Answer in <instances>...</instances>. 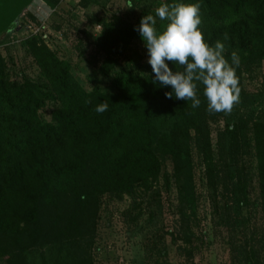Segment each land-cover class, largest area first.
Returning a JSON list of instances; mask_svg holds the SVG:
<instances>
[{
    "label": "trees",
    "instance_id": "1",
    "mask_svg": "<svg viewBox=\"0 0 264 264\" xmlns=\"http://www.w3.org/2000/svg\"><path fill=\"white\" fill-rule=\"evenodd\" d=\"M173 3L200 5L204 39L210 46L222 42L229 64L232 53L237 54L239 66H232L238 81L264 60V0H160L161 5ZM103 27L106 52L129 37L118 18ZM27 47L48 85L4 81L0 87V235L13 249L35 244L36 235L40 242L51 229L56 233L46 224L49 219L58 237L70 231L80 234L83 229L69 223L84 221L79 209L88 198L107 192L121 197L136 186L149 189L166 166L175 179L186 176L193 166V146L204 165L216 223L234 229L239 219L245 224L243 217L259 208L264 234L263 119H252L248 127L237 121L221 128L218 117L223 115L207 112L202 83L195 82L201 105L193 109L191 100L166 97L172 87L153 83L155 74L148 64H133L131 78L116 92H86L71 75L68 61L33 37ZM167 63L174 72L183 71ZM47 102L59 105L52 115L54 124L39 119L38 110ZM101 102H107L108 109L97 113ZM253 175L258 183L254 197ZM182 214L188 222L189 216ZM183 234L189 240L186 228ZM241 255L246 264L258 259L254 249L244 247Z\"/></svg>",
    "mask_w": 264,
    "mask_h": 264
},
{
    "label": "rangeland",
    "instance_id": "2",
    "mask_svg": "<svg viewBox=\"0 0 264 264\" xmlns=\"http://www.w3.org/2000/svg\"><path fill=\"white\" fill-rule=\"evenodd\" d=\"M159 6L160 0H30L11 28L0 34V87L4 81L48 85L27 47V40L33 37L70 63L71 75L86 92L118 91L131 78L133 64L151 66L135 28L142 17L151 14L157 31H163L168 21L156 16ZM115 18L129 37L114 42L106 52L102 48L103 23ZM239 87V103L231 113L221 112L223 116L218 117L221 128L224 123L245 121L248 127L252 119L264 120V60L240 76ZM58 108L57 103L47 102L38 110L39 119L54 124L52 115ZM192 153L193 166L186 176L175 179L166 166L149 189L136 186L121 197L107 192L88 198L79 209L85 214L84 221L69 223L80 226V234L70 231L58 237L49 219L46 224L56 233L51 229L40 242L36 235L31 246L13 249L0 235V250L4 251L0 264H246L240 256L244 247L254 249L258 257L254 264H264L260 209L246 214L245 224L239 219L234 229L217 224L204 165L195 146ZM250 170H254V162ZM251 191L253 197L258 195L255 175ZM182 212L189 216L188 222H183ZM185 228L189 240L184 237ZM252 235L257 239H251Z\"/></svg>",
    "mask_w": 264,
    "mask_h": 264
},
{
    "label": "clouds",
    "instance_id": "3",
    "mask_svg": "<svg viewBox=\"0 0 264 264\" xmlns=\"http://www.w3.org/2000/svg\"><path fill=\"white\" fill-rule=\"evenodd\" d=\"M156 16L161 21H168L163 31L158 32L156 19L149 14L141 18L135 28L144 41L148 52V63L157 81L163 86H171L173 94L180 100H191L193 109L199 108L201 100L197 96V83L204 86L203 95L207 100V112L211 114L231 113L239 103L240 87L235 68L239 66V57L232 53V64L223 55L224 44L217 40L210 46L200 30V5L173 3L157 7ZM224 39H228L227 33ZM167 62L176 63L183 71H173ZM91 103V101H86ZM107 102L96 106L97 113L107 111Z\"/></svg>",
    "mask_w": 264,
    "mask_h": 264
},
{
    "label": "water",
    "instance_id": "4",
    "mask_svg": "<svg viewBox=\"0 0 264 264\" xmlns=\"http://www.w3.org/2000/svg\"><path fill=\"white\" fill-rule=\"evenodd\" d=\"M30 2V0H0V30Z\"/></svg>",
    "mask_w": 264,
    "mask_h": 264
}]
</instances>
